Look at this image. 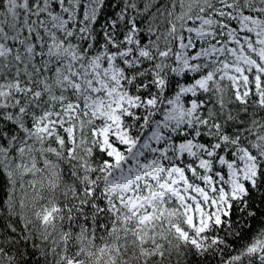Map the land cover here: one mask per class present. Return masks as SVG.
<instances>
[{"label": "snow or ice", "instance_id": "obj_1", "mask_svg": "<svg viewBox=\"0 0 264 264\" xmlns=\"http://www.w3.org/2000/svg\"><path fill=\"white\" fill-rule=\"evenodd\" d=\"M258 217L264 0H0V264H264Z\"/></svg>", "mask_w": 264, "mask_h": 264}, {"label": "trees", "instance_id": "obj_2", "mask_svg": "<svg viewBox=\"0 0 264 264\" xmlns=\"http://www.w3.org/2000/svg\"><path fill=\"white\" fill-rule=\"evenodd\" d=\"M234 219L236 218L235 216L233 217ZM264 219V217H258L255 221H252V228L256 229L262 226L261 224V220ZM37 259H39V257H37Z\"/></svg>", "mask_w": 264, "mask_h": 264}]
</instances>
